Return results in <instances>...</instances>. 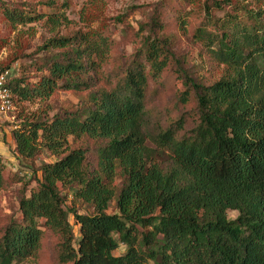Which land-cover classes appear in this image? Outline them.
<instances>
[{"label": "trees", "instance_id": "obj_1", "mask_svg": "<svg viewBox=\"0 0 264 264\" xmlns=\"http://www.w3.org/2000/svg\"><path fill=\"white\" fill-rule=\"evenodd\" d=\"M224 3L209 6L223 11ZM227 7L220 17L207 12L193 33L220 67L216 79L189 77L175 65L167 37H147L113 87L95 82L110 40L100 33L60 36L68 20L57 0L0 7L12 26L44 21L52 36L42 49L60 50L34 83L7 82L13 100H46L58 89L82 94L74 108L32 116L12 131L21 158L44 149L56 160L40 167L36 189L20 199V221L9 222L0 237V264L34 257L46 232L57 237L60 264H264V0ZM178 23L183 29L185 16ZM174 65L185 89L180 102H194L196 121L189 130L178 118L151 131L149 80ZM84 139L99 144L94 163L88 148L74 145ZM3 171L0 159V190ZM62 190L92 214L67 210ZM112 201L117 213L109 214ZM228 211L237 216L229 219ZM119 243L125 252L114 255Z\"/></svg>", "mask_w": 264, "mask_h": 264}, {"label": "rangeland", "instance_id": "obj_2", "mask_svg": "<svg viewBox=\"0 0 264 264\" xmlns=\"http://www.w3.org/2000/svg\"><path fill=\"white\" fill-rule=\"evenodd\" d=\"M39 1L0 0V7L21 9L34 6ZM214 1L225 2L222 6L224 10L212 9L209 5ZM243 1L248 0H57L59 12L64 13L68 20L58 32L60 36H71L76 32L100 33L110 40L109 57L95 75L97 86L113 87L116 77L143 48L147 37L151 40L167 37L175 65L186 71L189 77L208 83L219 76L220 67L210 60L206 48L193 38L194 30L207 12L220 17L229 9L227 4L235 5ZM37 10L45 14L51 12L42 6H38ZM181 16H185L186 20L183 29L178 23ZM153 21L163 24V30L157 31ZM51 36L44 21L12 26L0 14V72L6 74L7 82L20 78L34 83L39 78V67L60 52L42 49ZM175 65L173 68L170 66L157 81L149 80L145 108L151 131L156 132L158 127L166 128L178 118L184 120V130H189L196 121L194 102H180L179 96L185 89ZM81 96V93L58 89L46 100L20 101L16 97L13 111L0 114V159L4 165V184L0 190V237L9 222L20 221V199L36 189L40 167L56 160L44 149L33 159L21 158L16 153L12 131L32 116L51 118L74 108ZM74 145L88 148L89 160L95 162L93 151L99 145L97 142L84 139L74 142ZM121 182L117 176V191ZM61 195L67 210L74 209L82 215L92 214L91 206L75 199L70 191L62 190ZM107 213H117L115 201L110 203ZM236 216L237 212H227L229 219ZM68 220L77 237L79 227L71 214ZM57 242L56 236L46 232L36 255L14 264H60ZM125 249L119 243L114 255L124 253Z\"/></svg>", "mask_w": 264, "mask_h": 264}, {"label": "built area", "instance_id": "obj_3", "mask_svg": "<svg viewBox=\"0 0 264 264\" xmlns=\"http://www.w3.org/2000/svg\"><path fill=\"white\" fill-rule=\"evenodd\" d=\"M14 109V100L7 85V76L0 72V114H7Z\"/></svg>", "mask_w": 264, "mask_h": 264}]
</instances>
